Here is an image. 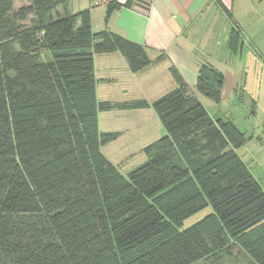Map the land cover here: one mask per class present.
Returning <instances> with one entry per match:
<instances>
[{
  "label": "trees",
  "instance_id": "1",
  "mask_svg": "<svg viewBox=\"0 0 264 264\" xmlns=\"http://www.w3.org/2000/svg\"><path fill=\"white\" fill-rule=\"evenodd\" d=\"M70 1L0 0V264H264V188L235 151L245 132L175 71L177 88L151 105L99 102L96 55L120 52L133 73L152 60ZM241 40L232 30L229 48ZM224 83L201 64L197 92L220 102ZM147 107L166 133L125 172L103 153L118 134L99 113Z\"/></svg>",
  "mask_w": 264,
  "mask_h": 264
},
{
  "label": "crops",
  "instance_id": "2",
  "mask_svg": "<svg viewBox=\"0 0 264 264\" xmlns=\"http://www.w3.org/2000/svg\"><path fill=\"white\" fill-rule=\"evenodd\" d=\"M96 1L71 0L68 8L73 14L89 10L95 32L108 30L142 45L152 60L150 66L133 73L120 52L96 55L98 101L114 104L147 102L149 105L177 88L173 71L196 95L202 63L190 42L189 30H202L204 26L199 20L208 16L211 8L216 15L232 14L236 2L220 0L221 7L217 0H132L130 7L121 6L109 12L110 0L97 6ZM233 25L231 31L236 29ZM211 35L207 36V42ZM228 40L229 36L226 47L230 49ZM161 56L162 60L158 62ZM99 129L102 133L118 134L114 141L103 147V153L125 172L143 164L147 160L144 150L164 135V127L152 107L100 112Z\"/></svg>",
  "mask_w": 264,
  "mask_h": 264
},
{
  "label": "rangeland",
  "instance_id": "3",
  "mask_svg": "<svg viewBox=\"0 0 264 264\" xmlns=\"http://www.w3.org/2000/svg\"><path fill=\"white\" fill-rule=\"evenodd\" d=\"M14 2L16 11L30 4L29 0ZM234 5L232 14L216 15L211 8L208 16L199 20L203 29L189 30L198 61L213 64L226 76V92L220 102L197 91L196 96L214 120L232 119L245 132L248 141L235 151L264 188V0H236ZM59 12L62 14L64 8ZM231 24L242 33L235 52L226 47ZM210 33L211 40L207 42ZM210 212L208 208L191 217L185 227L194 225Z\"/></svg>",
  "mask_w": 264,
  "mask_h": 264
},
{
  "label": "built area",
  "instance_id": "4",
  "mask_svg": "<svg viewBox=\"0 0 264 264\" xmlns=\"http://www.w3.org/2000/svg\"><path fill=\"white\" fill-rule=\"evenodd\" d=\"M129 0H117V3L120 4L121 6H126L128 4ZM108 0H98L96 2V5H103L107 4Z\"/></svg>",
  "mask_w": 264,
  "mask_h": 264
}]
</instances>
